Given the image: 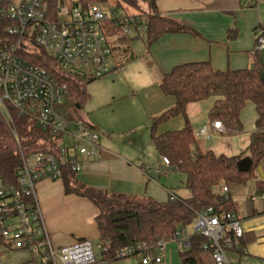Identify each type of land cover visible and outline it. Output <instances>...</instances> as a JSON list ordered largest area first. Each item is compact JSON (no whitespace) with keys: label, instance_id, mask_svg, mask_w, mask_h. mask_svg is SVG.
<instances>
[{"label":"crops","instance_id":"1","mask_svg":"<svg viewBox=\"0 0 264 264\" xmlns=\"http://www.w3.org/2000/svg\"><path fill=\"white\" fill-rule=\"evenodd\" d=\"M156 7L161 16L191 28L197 36L166 33L149 49L145 47L142 34L131 40L117 39V54L123 57L114 59V64L124 69L119 75L102 78L119 90L112 92L109 101L97 109L130 102L135 111L130 114L121 109L120 121L117 117L104 120L86 117V122L100 135L102 150L97 160L85 161L75 180L96 191L166 203L170 197L189 199L190 193L183 186L184 176L172 168L161 175L154 171L161 156L150 139V122L174 105V99L161 91L160 81L174 67L183 64L208 62L217 71L251 68L253 54L259 53L257 29L264 31V0H158ZM134 43L138 44L136 48ZM89 100L90 94L87 102ZM215 100L208 98L189 105L187 122L194 132L209 129L208 140L197 138L202 151L237 156L247 149L255 130L254 105L247 103L240 114L242 132L220 133L209 127L208 112ZM184 125V118L177 116L159 125L157 133L177 131ZM119 131L124 132L118 134ZM113 133L117 136L110 138L108 134ZM256 178L251 194L241 189L247 185L229 189L231 212L243 225L240 244L226 253L229 264H264V188L260 189L255 182L261 177L256 175ZM36 199L57 249L79 241L98 244L97 208L84 197L67 194L62 180L40 181ZM96 255L97 264H138L133 258L104 262L99 251ZM28 261L27 251L0 245V264H27ZM166 261L165 255V264ZM209 262H212L210 258Z\"/></svg>","mask_w":264,"mask_h":264},{"label":"built area","instance_id":"2","mask_svg":"<svg viewBox=\"0 0 264 264\" xmlns=\"http://www.w3.org/2000/svg\"><path fill=\"white\" fill-rule=\"evenodd\" d=\"M0 26L11 39L0 43V115L16 138L13 115L29 118L39 129L58 138L56 154L21 156L16 182L5 181L0 172V239L12 249L27 251V264H97L90 241L61 249L53 245L37 203L36 187L42 180H62L64 166L78 174L86 160H97L102 150L100 135L86 121L67 120L58 112L68 97L67 86L24 56L41 49L72 77L116 76L124 67L114 64V43L118 38L131 40L144 35L147 15L96 1L74 6L69 0H58L53 10L46 0H0ZM256 35V49L260 51L264 31L257 29ZM28 44L35 46L36 52L28 51ZM209 127L225 132L219 120L211 121ZM194 135L208 140L210 131L202 128ZM159 161L154 171L165 174L171 168L170 161L164 156ZM213 192L226 199L229 195L223 183L214 185ZM193 228L192 235L207 239L203 249L211 250L213 263L229 264L226 253L238 247L242 222L232 212L219 213L207 207L196 213ZM184 229L155 246L137 243L126 247L117 258H137L138 264H165L168 244L189 248L192 235L186 236ZM96 248L100 253L104 250L99 244Z\"/></svg>","mask_w":264,"mask_h":264},{"label":"trees","instance_id":"3","mask_svg":"<svg viewBox=\"0 0 264 264\" xmlns=\"http://www.w3.org/2000/svg\"><path fill=\"white\" fill-rule=\"evenodd\" d=\"M46 1L53 10L58 3V0ZM92 1L108 4V0H69L74 6H86ZM157 1L114 0L116 7L147 15L146 49L166 33L197 36L191 28L161 16L157 12ZM9 40L3 26H0V43ZM24 57L27 62L45 68L57 81L67 86L68 97L57 108L58 112L67 120L84 121L81 111L89 99L86 87L96 79L66 74L41 49L33 54L26 53ZM253 59V66L242 70L217 71L208 62L183 64L174 67L160 81L161 91L174 99V105L151 119L150 139L159 156L167 157L171 168L184 176L183 186L190 193L189 199L170 197L166 203H158L151 199L140 201L133 196L96 191L77 183L76 174L68 166L63 167L65 192L86 198L98 210L95 223L99 232L98 244L104 249L101 252L102 261L125 259L117 258V253L137 243L155 246L191 224L196 213L203 208L212 207L219 213L231 212L230 195L226 199L214 194V185L223 183L228 189H234L257 179L256 170L264 160V76L259 74L264 66L260 65L258 51L253 54ZM208 98H216L208 112L209 121L219 120L226 131L242 132L240 114L247 103L254 105L255 130L243 153L237 156L217 155L211 150L202 151L199 148L186 113L189 105ZM177 116L185 120L182 129L157 133L159 125ZM13 122L17 138L0 115V172L9 183L16 182L22 155L58 152V138L39 129L32 120L13 115ZM247 156L253 162L251 170L240 173L236 164ZM255 182L260 189L264 188V177ZM206 243L207 239L203 236L192 235L189 248L179 252L181 263L214 264L211 250L203 249Z\"/></svg>","mask_w":264,"mask_h":264},{"label":"rangeland","instance_id":"4","mask_svg":"<svg viewBox=\"0 0 264 264\" xmlns=\"http://www.w3.org/2000/svg\"><path fill=\"white\" fill-rule=\"evenodd\" d=\"M113 3H114V0H108V4L112 5ZM112 41L110 44H113ZM137 45H138L137 43H134L133 45L134 48H136ZM113 46H114L113 48L114 59H117L120 56L123 57V54H117L118 48L116 47L115 43ZM26 48L30 52H36L37 50L36 47L31 44L26 45ZM117 89L114 87L112 83L111 84L107 83L104 78L96 79L95 81L88 84L86 87V90H87V93L90 94V100L83 105V109L81 111V116L83 120L87 121V118L91 119V117L94 120H99V119L104 120V118L109 119L110 117H115V118L117 117L120 121V119L122 118L119 113L121 112V109H124L127 113H130V114L134 113L135 111L134 105L130 102H124V103L119 102L117 106H114V107L104 106V107L97 109V106H101L100 104H106L111 98V93L115 92ZM120 132H124V131H119L118 134ZM115 134L116 133L108 134V136L112 138L113 136H117ZM256 175H259L261 178L264 177V160L259 164V167L256 170ZM253 183L254 182L251 181L249 184H247L246 187H242L241 189H243L242 190L243 193L245 194L253 193V186H254ZM193 230L194 228H193V222H192L191 224L185 227L184 232L186 236H191L193 234ZM93 245H94V251L95 253H97L98 250L96 248V244H93ZM180 251H182V249H180L176 243L168 244L167 249H166V259H167L166 264H182L179 258ZM125 259H128V258H125ZM133 259L137 261V258H133Z\"/></svg>","mask_w":264,"mask_h":264},{"label":"water","instance_id":"5","mask_svg":"<svg viewBox=\"0 0 264 264\" xmlns=\"http://www.w3.org/2000/svg\"><path fill=\"white\" fill-rule=\"evenodd\" d=\"M259 62L261 66H264V47L259 51ZM261 77L264 76V70L261 68L259 71ZM252 160L247 156L239 160L236 167L240 173H248L252 167Z\"/></svg>","mask_w":264,"mask_h":264}]
</instances>
